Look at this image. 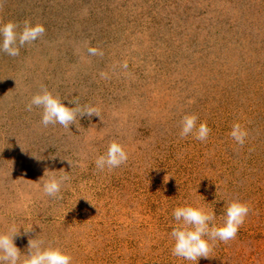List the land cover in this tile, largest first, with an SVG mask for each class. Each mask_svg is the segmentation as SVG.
<instances>
[{
    "label": "rangeland",
    "instance_id": "1",
    "mask_svg": "<svg viewBox=\"0 0 264 264\" xmlns=\"http://www.w3.org/2000/svg\"><path fill=\"white\" fill-rule=\"evenodd\" d=\"M26 20L43 37L0 51V231L20 228L21 254L37 238L73 264H264V0H0V25ZM42 87L99 117L44 127L25 108ZM188 114L206 142L180 137ZM114 140L129 160L100 171ZM45 169L72 177L63 199L43 194ZM234 200L252 209L234 240L197 262L172 255L175 208L214 209L221 226Z\"/></svg>",
    "mask_w": 264,
    "mask_h": 264
},
{
    "label": "clouds",
    "instance_id": "2",
    "mask_svg": "<svg viewBox=\"0 0 264 264\" xmlns=\"http://www.w3.org/2000/svg\"><path fill=\"white\" fill-rule=\"evenodd\" d=\"M45 31V27L39 23L33 25L26 20L21 28L18 23L9 21L0 25V37H2L0 51L9 57H18L21 48L41 39ZM87 53L90 56L102 57L104 55L103 51L97 47H88ZM121 66L125 70L128 68L126 61ZM100 77L102 79L109 78L105 72H101ZM62 101L58 95H53L46 87H42L40 92L31 97L25 108L28 112L33 111L34 106L42 109L41 124L44 127L59 124L65 129H69L72 124H77L78 117L85 115L99 117L100 115V109L97 106L88 104L81 106L77 100H72L70 103L75 104V107H66ZM198 121L199 117L196 114L183 116L180 122V137L192 136L200 142H206L212 130L206 121L199 123ZM229 135L237 145L243 147L249 133L240 123H234ZM128 160L129 153L125 146L114 140L109 144L106 153L96 158L95 166L100 171L107 169L111 172L126 165ZM57 172L62 174L57 175ZM45 177L47 179H44ZM71 179L69 173L63 169L60 171L45 169L44 176L40 179L43 181V194L54 199H63L62 188ZM167 181L165 176V182ZM251 211L249 203L234 200L227 206L223 225L217 226L214 209L190 205L175 208L172 215L177 226L170 233V237L174 241L172 255L194 262L200 258H210L217 241L227 244L237 237L239 229ZM19 230L20 228L13 223L6 232L0 231V264H73L71 254L59 247H53L51 244L46 245L43 239H29L28 255H22L14 242L15 237L19 235ZM30 230L31 228L25 232ZM22 257L23 259H21Z\"/></svg>",
    "mask_w": 264,
    "mask_h": 264
}]
</instances>
